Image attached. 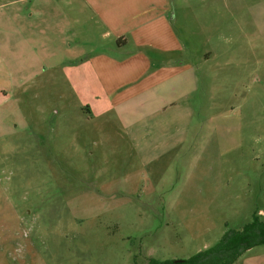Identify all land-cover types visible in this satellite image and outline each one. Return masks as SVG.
<instances>
[{
	"label": "rangeland",
	"instance_id": "374dc122",
	"mask_svg": "<svg viewBox=\"0 0 264 264\" xmlns=\"http://www.w3.org/2000/svg\"><path fill=\"white\" fill-rule=\"evenodd\" d=\"M18 1L0 0V9L46 2L48 11L33 12V24L20 33L42 43L53 33L55 49L52 58L37 56L43 71L14 90L16 113L7 119L16 124L14 143L0 141V264L182 259L254 212L264 221V0H170L169 16L185 25L190 39L181 35L192 54L206 48L211 54L196 70L188 141L177 145L175 156L150 160L157 154L147 152L157 127L126 129L132 116L118 111L132 99L103 101L129 86L120 85L127 77L97 80L76 63L70 71L68 63H55L63 43L78 42L72 36L78 13L89 33L85 42L101 41L88 6L82 0ZM23 50L11 57L27 60ZM142 134L154 142L130 139ZM243 253L264 264L263 244Z\"/></svg>",
	"mask_w": 264,
	"mask_h": 264
},
{
	"label": "crops",
	"instance_id": "0c3cea01",
	"mask_svg": "<svg viewBox=\"0 0 264 264\" xmlns=\"http://www.w3.org/2000/svg\"><path fill=\"white\" fill-rule=\"evenodd\" d=\"M82 1L88 6V21L95 26L94 34L101 41L92 46L85 42L89 33L79 25L78 13L77 25L72 30V36L76 35L78 42L75 46L63 43L62 57L56 58L55 63H68L69 71L76 63L77 69L89 71L97 80L108 76L127 77V81L120 85L129 83V86L115 88L113 96L103 101L117 105L132 99L126 108L118 111L132 116L125 121L126 129L137 123L146 124L147 128L150 124L157 127L156 136H152L155 142L149 134L146 137L142 134L139 139L130 138L137 143H145L148 138L154 142L147 152L157 149V154L156 157H147L148 160L161 155L175 156L179 150L177 145L188 141V128L193 120L192 98L198 88L196 70L208 62L211 50L206 48L201 55L192 54L190 44L181 35L188 37L182 31L185 25L181 20L176 22L175 15L169 16L170 0H110L108 4L99 3V6L95 0ZM33 2L32 7L26 9L20 6L0 9V141L10 138L9 142L14 143L12 133L16 124L12 127L7 122L16 113L13 109L16 102L14 90L21 87L23 79L43 71V60L37 56L52 58L54 55L53 33L47 35L43 43L37 36L28 40L20 33L22 26L33 24L31 18L36 19L37 13L42 15V11H48L44 7L46 2L44 5ZM113 4L116 7H112ZM118 4H121L120 8ZM33 12L35 16L31 17ZM63 21L65 26L70 25L68 18L63 17ZM91 34L93 36V30ZM22 49L29 55L27 60L11 57ZM133 102L135 107L131 105ZM83 103L88 104L90 113V103ZM156 144L160 145L154 147ZM245 255L238 257L237 264H253L252 258Z\"/></svg>",
	"mask_w": 264,
	"mask_h": 264
},
{
	"label": "trees",
	"instance_id": "16d2710c",
	"mask_svg": "<svg viewBox=\"0 0 264 264\" xmlns=\"http://www.w3.org/2000/svg\"><path fill=\"white\" fill-rule=\"evenodd\" d=\"M257 212L251 219L236 229H226L211 246L197 250L182 259H162L146 257L141 264H234L248 248L264 245V221ZM133 264H139L133 261Z\"/></svg>",
	"mask_w": 264,
	"mask_h": 264
}]
</instances>
